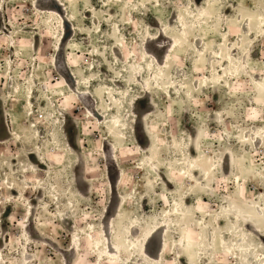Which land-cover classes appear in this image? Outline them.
<instances>
[{"label":"rangeland","instance_id":"obj_1","mask_svg":"<svg viewBox=\"0 0 264 264\" xmlns=\"http://www.w3.org/2000/svg\"><path fill=\"white\" fill-rule=\"evenodd\" d=\"M260 14L264 0H0V264H245L248 243L264 254Z\"/></svg>","mask_w":264,"mask_h":264},{"label":"bare ground","instance_id":"obj_2","mask_svg":"<svg viewBox=\"0 0 264 264\" xmlns=\"http://www.w3.org/2000/svg\"><path fill=\"white\" fill-rule=\"evenodd\" d=\"M62 6V3L60 4ZM259 23L263 24L264 23V15L263 14H260L259 16ZM146 55L149 56V52L146 51ZM168 56V55H167ZM74 60V59H72ZM146 61V60H145ZM163 63L162 62H158L157 63V66L156 67H152V64L148 61L147 62V67H150L153 72L158 76L157 77V82L158 81H165L166 80V75H165V70H164V66H162ZM156 69H158V72H156ZM155 70V71H154ZM230 71H234L232 70V68H226V69H223V75L225 77H227L229 74H230ZM73 79L75 78V75L73 74ZM222 76V73L221 71L218 73V77L220 78ZM82 77H77V81L76 79L74 80V83H79L81 81ZM150 77H147L146 80L149 81ZM202 82L204 81V79H201ZM31 82L33 85H35L36 83V79L35 78H31ZM19 91V88L16 87V92ZM109 93L111 94L110 96H115V98L113 97V100H116L117 102L120 103L119 99L120 98H117L116 95H113L110 91ZM82 94H89L88 91H82ZM29 105L31 104L30 101H28ZM64 114V113H63ZM148 136L149 138L151 137V134L148 133ZM67 138H68V146L71 147V142H70V135L68 133L67 135ZM155 138V137H154ZM111 148H114L113 144L110 145ZM185 157L181 158L182 160H184V164L186 163V159H184ZM188 166L190 167V162L188 163ZM183 169V168H182ZM242 213V209L240 210V213H237L236 214V220L239 221L241 220L242 222L245 221V219L247 220V224L248 225H253V227H255V230L256 231H260V229L257 227L258 226V221L261 219L259 215L253 213V212H249V213H245L244 216L241 215ZM181 216L180 215H177L176 217L179 218ZM243 217V218H242ZM242 218V219H241ZM251 218V219H249ZM174 221H176V219H174ZM171 223V219H167V220H164V223H162L161 225H158L156 227H152L148 230V234L147 236L149 237L148 239V242H151L152 239L156 236H160L162 235V232H164V229L165 227L167 226L166 223ZM136 228V226H134ZM138 228V227H137ZM130 232V231H129ZM242 235L238 236L237 238L233 239L232 243L235 245V246H238L239 244L242 245L241 243L243 242V244L245 243L243 240H244V233L245 231H242L241 232ZM132 235H135L133 234L132 232ZM185 238H186V242H187V249H190V250H194L195 247H198L199 245H201V243L198 241V240H195L193 238V231L190 227L186 228L185 230ZM108 242H106L105 238H100L98 239V241L95 243V246H99L101 243L102 245H104V248L101 250L100 248V251L102 253H104V255H107V257H110L112 260L114 261H117V260H120L121 258V255H120V251H121V247L122 245L120 244H116L115 243V246H111V242H110V239L107 238ZM130 246L133 245L135 247V249H139L140 252H142L144 255H146L147 258H151V255L148 253L147 251V248L144 247V244H135L134 242H131L129 244ZM161 245H162V238H161ZM239 250H241L240 252L241 253H237L241 258H242V261L245 262V264H264V254L261 253V252H255V247L252 248L251 244H244L243 246L241 247H238ZM254 249V250H251ZM101 254V253H100Z\"/></svg>","mask_w":264,"mask_h":264}]
</instances>
